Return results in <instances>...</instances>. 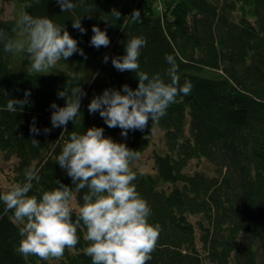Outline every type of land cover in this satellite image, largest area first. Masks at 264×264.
Wrapping results in <instances>:
<instances>
[{
    "label": "trees",
    "instance_id": "trees-1",
    "mask_svg": "<svg viewBox=\"0 0 264 264\" xmlns=\"http://www.w3.org/2000/svg\"><path fill=\"white\" fill-rule=\"evenodd\" d=\"M11 1L16 16L5 18L0 11V30L11 38H23L19 28L13 31L22 12L49 16L66 26L85 53L59 61L56 65L64 72L38 75L25 70L31 65L26 52L13 55L0 43V152L7 159L16 158V182L23 184L25 169L33 168L39 180H33L30 195L40 198L43 191L57 187V179L74 188L56 163L72 131L103 127L105 136L126 143L141 156L159 128L163 146L154 151V170L143 171L134 166L136 161L131 164L136 173L133 184L151 208L149 222L159 225L147 264H264V0H73L77 7L63 13L56 0ZM113 8L121 13L119 21L110 15ZM136 10L140 18L133 20L130 14ZM80 18L86 34L72 27V19ZM94 24L107 29L108 47L90 45ZM127 35L146 40L140 70L167 79L165 57L171 54L181 83L187 80L192 87L152 129L149 119L143 131L129 130L124 137L121 128H109L98 112L89 113L88 104L106 88L138 86L133 72H120L111 62L124 54ZM73 75L87 95L76 126L70 121L63 131L52 127L50 105L65 104L57 92ZM25 91L31 93L29 104L15 113L5 110L9 99H23ZM34 118L41 130L35 136L39 147L31 140ZM46 127L51 131L44 134ZM82 194H73L77 207ZM85 232L81 223L78 244L53 260L92 264L84 252ZM19 241L13 212L0 201V264H50L52 259L18 254Z\"/></svg>",
    "mask_w": 264,
    "mask_h": 264
},
{
    "label": "clouds",
    "instance_id": "clouds-1",
    "mask_svg": "<svg viewBox=\"0 0 264 264\" xmlns=\"http://www.w3.org/2000/svg\"><path fill=\"white\" fill-rule=\"evenodd\" d=\"M61 12L72 11L77 5L73 0H56ZM91 18V11L86 9ZM110 15L119 21L121 13L113 8ZM133 20L140 18L136 10L130 14ZM109 25H115L103 19ZM82 18L72 19L73 29L86 34ZM13 31L21 30L23 38L13 39L0 30V43L4 51L15 55L26 52L30 60V72L44 75L59 61H67L72 55H85L78 41L66 26L56 24L49 16H33L22 12L15 20ZM90 45L99 49L110 45L107 29L98 24L92 26ZM124 54L112 57V66L120 72H133L138 86L133 89L127 83L122 89L106 88L95 95L88 104L91 114L99 113L109 128L119 127L121 135L127 137L129 130L143 131L167 114L170 105L180 95H188L191 83H181L176 57L166 54L169 67L164 75H149L140 70L139 57L146 40L140 36L127 35ZM109 60L105 55L104 62ZM76 76L68 77L65 86L58 90L57 97L64 99L63 106L53 101L51 125L67 130L71 121L76 126L81 113L82 97L87 93ZM30 91L24 98H11L5 110L15 113L30 103ZM51 131L44 128V134ZM61 132L60 138L63 135ZM41 130L35 118L30 127L32 144L39 147L35 138ZM140 159V153L126 143L105 136L103 127H89L85 132L72 131L64 142L56 163L71 178L74 188L56 180L57 187L43 191L40 198L30 195L33 180H39L37 171L25 169V182L12 184L0 192V201L6 211L13 212V223L19 228L20 241L16 251L25 259L30 256L40 260H59L65 249L74 248L78 242L77 229L83 224L86 228L84 239L88 246L84 249L92 264H147L158 239V227L149 222L151 208L138 193L133 181L136 173L131 164ZM86 190V191H85ZM83 193L82 203L73 207V194ZM75 212V219L73 213Z\"/></svg>",
    "mask_w": 264,
    "mask_h": 264
},
{
    "label": "rangeland",
    "instance_id": "rangeland-1",
    "mask_svg": "<svg viewBox=\"0 0 264 264\" xmlns=\"http://www.w3.org/2000/svg\"><path fill=\"white\" fill-rule=\"evenodd\" d=\"M160 5V4H157ZM0 11L4 12L5 18H11L16 16V5L11 0H0ZM22 55H25L22 52ZM30 66H28L27 71H30ZM64 67H59L55 65L53 68L47 70V73H59L64 72ZM163 146V131L161 129H156L153 134L152 144L141 156L140 159L134 163L135 167L143 171H153L154 170V151L155 149L162 148ZM17 160L15 157L7 159L5 155L0 152V184L3 188V191L12 184H18L15 180V170L14 166ZM196 164V161L193 162V167ZM198 164V163H197ZM73 207H77L75 200L72 201ZM50 264H57L53 259Z\"/></svg>",
    "mask_w": 264,
    "mask_h": 264
}]
</instances>
